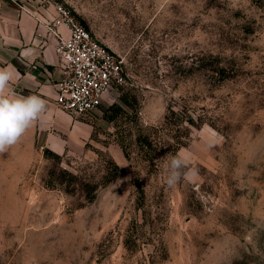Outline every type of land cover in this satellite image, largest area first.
<instances>
[{
	"label": "rangeland",
	"instance_id": "rangeland-1",
	"mask_svg": "<svg viewBox=\"0 0 264 264\" xmlns=\"http://www.w3.org/2000/svg\"><path fill=\"white\" fill-rule=\"evenodd\" d=\"M39 1L126 85L84 153L46 156L35 122L0 151V264H264V0ZM64 170L96 185L92 202Z\"/></svg>",
	"mask_w": 264,
	"mask_h": 264
},
{
	"label": "crops",
	"instance_id": "crops-1",
	"mask_svg": "<svg viewBox=\"0 0 264 264\" xmlns=\"http://www.w3.org/2000/svg\"><path fill=\"white\" fill-rule=\"evenodd\" d=\"M58 35L67 38L70 32L59 17L57 5L39 0H0V69L15 71L9 90L45 100V111L35 121L41 149L59 156L82 154L94 139L99 119L96 112L87 119L75 118L54 103L62 78L55 55ZM107 96L101 106L107 103Z\"/></svg>",
	"mask_w": 264,
	"mask_h": 264
},
{
	"label": "built area",
	"instance_id": "built-area-1",
	"mask_svg": "<svg viewBox=\"0 0 264 264\" xmlns=\"http://www.w3.org/2000/svg\"><path fill=\"white\" fill-rule=\"evenodd\" d=\"M57 12L70 35H58L55 47L62 78L54 103L75 118L87 119L99 109L109 90L126 85L122 65L62 6L57 5Z\"/></svg>",
	"mask_w": 264,
	"mask_h": 264
},
{
	"label": "clouds",
	"instance_id": "clouds-1",
	"mask_svg": "<svg viewBox=\"0 0 264 264\" xmlns=\"http://www.w3.org/2000/svg\"><path fill=\"white\" fill-rule=\"evenodd\" d=\"M14 78V69H0V151L14 145L46 108L45 100L39 95L13 94L8 86ZM185 164L182 155L171 157L166 163L164 180L168 186L179 181Z\"/></svg>",
	"mask_w": 264,
	"mask_h": 264
},
{
	"label": "trees",
	"instance_id": "trees-1",
	"mask_svg": "<svg viewBox=\"0 0 264 264\" xmlns=\"http://www.w3.org/2000/svg\"><path fill=\"white\" fill-rule=\"evenodd\" d=\"M44 154L46 156H50V157H52L54 159H57V160L60 159V156L59 155H56V154H54L53 152H51L49 150H45ZM112 166H113V170L115 172H118L119 173V171H120L119 167L115 163H112ZM63 174H64V176L67 177L68 180L67 181H65V180L63 181L61 179L63 181V182H60L61 185H63L64 183H66L67 186L71 185V183H73L75 185H79L81 188H83V190L86 193V196H85L86 201L87 202H92L94 200V191H95L96 185L89 184V183H81V182H78L79 177L76 174H73V173L68 172L66 170L63 171ZM110 180H111V178L108 179V181H110ZM106 182H107V180H106Z\"/></svg>",
	"mask_w": 264,
	"mask_h": 264
}]
</instances>
